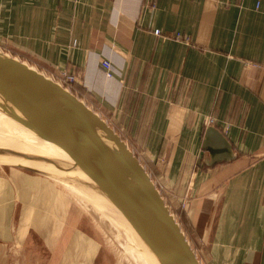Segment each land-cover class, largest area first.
Segmentation results:
<instances>
[{
	"label": "crops",
	"instance_id": "0c3cea01",
	"mask_svg": "<svg viewBox=\"0 0 264 264\" xmlns=\"http://www.w3.org/2000/svg\"><path fill=\"white\" fill-rule=\"evenodd\" d=\"M0 49L74 71L72 92L181 206L201 264H264V0H0ZM208 126L235 156L210 163ZM23 173L0 172V264H53L51 202Z\"/></svg>",
	"mask_w": 264,
	"mask_h": 264
},
{
	"label": "water",
	"instance_id": "95a60500",
	"mask_svg": "<svg viewBox=\"0 0 264 264\" xmlns=\"http://www.w3.org/2000/svg\"><path fill=\"white\" fill-rule=\"evenodd\" d=\"M0 112L63 155L0 148L9 159L1 164L66 176L119 226L145 264H201L151 174L114 128L69 89L1 49ZM204 135L210 163L235 156L218 128L208 126Z\"/></svg>",
	"mask_w": 264,
	"mask_h": 264
},
{
	"label": "rangeland",
	"instance_id": "374dc122",
	"mask_svg": "<svg viewBox=\"0 0 264 264\" xmlns=\"http://www.w3.org/2000/svg\"><path fill=\"white\" fill-rule=\"evenodd\" d=\"M8 133L22 138V135L18 134L19 130L0 122V134L7 135ZM6 160H9L6 153L1 154L0 172L9 176L13 170L24 172L23 174H32L29 176L41 180V188L38 191L41 199L51 202L50 206L43 204L46 209L51 210L47 212L51 215L46 216L42 213V218L45 215L57 226L56 254H54L53 264H145L127 245L126 237L119 226L96 207L95 202L85 195L73 181L51 171L42 174L1 164ZM27 187L33 193L36 192L30 185ZM180 209L181 206L170 207L179 223H181L178 218ZM187 238L195 249L192 240Z\"/></svg>",
	"mask_w": 264,
	"mask_h": 264
},
{
	"label": "bare ground",
	"instance_id": "6f19581e",
	"mask_svg": "<svg viewBox=\"0 0 264 264\" xmlns=\"http://www.w3.org/2000/svg\"><path fill=\"white\" fill-rule=\"evenodd\" d=\"M0 122L13 126L14 129L19 130L18 134L22 135V138L20 139L19 137L12 135V133H8L7 135L0 134L1 149L5 150L6 148H9L25 153L31 152L52 157H63L61 152L51 143H48L35 136L33 133L22 127L18 122L9 118L2 112H0ZM95 204L96 207L100 208L99 204ZM129 247L136 252L137 256H141L138 250L132 244L129 243Z\"/></svg>",
	"mask_w": 264,
	"mask_h": 264
},
{
	"label": "built area",
	"instance_id": "2783aa9c",
	"mask_svg": "<svg viewBox=\"0 0 264 264\" xmlns=\"http://www.w3.org/2000/svg\"><path fill=\"white\" fill-rule=\"evenodd\" d=\"M154 32L156 34L161 33L159 29H155ZM170 37L179 40L186 39L179 32L172 34ZM102 67L107 76L113 75L112 65L108 59L102 60ZM51 78L66 87L67 89H69L71 92L74 90V85L76 82V74L74 73V71H69L67 69L59 70L56 74H54V76H51ZM208 121L212 124L213 122H215V119L209 116Z\"/></svg>",
	"mask_w": 264,
	"mask_h": 264
}]
</instances>
